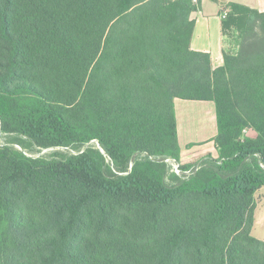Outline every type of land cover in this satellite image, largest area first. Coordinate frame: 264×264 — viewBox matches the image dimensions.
Instances as JSON below:
<instances>
[{
	"label": "trees",
	"instance_id": "trees-1",
	"mask_svg": "<svg viewBox=\"0 0 264 264\" xmlns=\"http://www.w3.org/2000/svg\"><path fill=\"white\" fill-rule=\"evenodd\" d=\"M201 1L0 0V133L67 149L0 146V264H264V12L231 5L214 69ZM176 99L214 102L219 156L168 177Z\"/></svg>",
	"mask_w": 264,
	"mask_h": 264
},
{
	"label": "crops",
	"instance_id": "crops-1",
	"mask_svg": "<svg viewBox=\"0 0 264 264\" xmlns=\"http://www.w3.org/2000/svg\"><path fill=\"white\" fill-rule=\"evenodd\" d=\"M232 4L244 5L264 12V0H202L198 10L191 15V19L195 21V27L190 48L195 52L209 54L214 69L224 65L226 54L236 55L238 53L241 23L240 17L234 15L232 12ZM225 13L226 15H224ZM189 102H198L199 104H190ZM174 103L179 145L183 153L184 150L182 145L191 139L189 133L192 132L188 130V126L185 124V117H183L185 112L197 109L206 111L208 109L210 113V110L212 111V105H214L215 108V104L214 102L185 101L181 99H176ZM201 107H203V109ZM209 127L210 125L207 126V128ZM205 128H194L195 133H192H194L197 140L188 142L186 147L209 141L216 149L212 140L216 137L217 130H214L212 136L209 137L210 135L207 134L210 132H207Z\"/></svg>",
	"mask_w": 264,
	"mask_h": 264
},
{
	"label": "rangeland",
	"instance_id": "rangeland-1",
	"mask_svg": "<svg viewBox=\"0 0 264 264\" xmlns=\"http://www.w3.org/2000/svg\"><path fill=\"white\" fill-rule=\"evenodd\" d=\"M151 95L149 94V99ZM190 104H199L198 102H189ZM200 108V107H199ZM203 109V107H201ZM207 111V112H206ZM206 111L197 109L193 111H186L184 116L185 117V124L188 126V130L195 133L194 128H205L208 133L207 135L212 136L214 130H217L216 124V116H215V108L212 105V111L207 109ZM207 128V126H209ZM190 132L189 136L191 139L186 143H183L182 148L184 152L180 153V160L178 161L180 167L188 164H192L201 160L204 157L212 156L217 158L219 156L218 152L214 148V145L208 142L193 144V146H187V143L190 141L197 140L194 136V133ZM245 136H254L250 130H246L244 132ZM204 137V136H203ZM201 137V138H203ZM11 143L17 150L24 152L25 155L33 158H42V159H52L55 153H65L67 152L66 148H48V149H40L36 147H30V150L27 149L28 143H26V138L18 135H5L0 133V146L6 143ZM156 159H163L167 165L168 169V177L172 176H181L183 171H180L179 174L173 169L172 163L175 161L169 157H156ZM170 161H167L169 160ZM188 173V172H187ZM254 202L256 203V223L254 228L252 229V235L264 241V189L259 191L255 197Z\"/></svg>",
	"mask_w": 264,
	"mask_h": 264
},
{
	"label": "built area",
	"instance_id": "built-area-1",
	"mask_svg": "<svg viewBox=\"0 0 264 264\" xmlns=\"http://www.w3.org/2000/svg\"><path fill=\"white\" fill-rule=\"evenodd\" d=\"M194 2H197V0H194ZM224 15H226V13H225ZM224 17H225V16H224ZM167 161H170V159L167 160ZM172 166H173V169L176 171L177 174H179L180 171H182V170L180 169V165H179L178 162L174 161V162L172 163Z\"/></svg>",
	"mask_w": 264,
	"mask_h": 264
}]
</instances>
